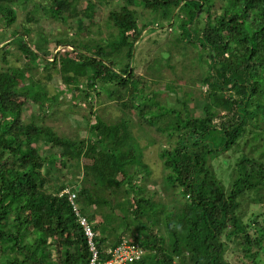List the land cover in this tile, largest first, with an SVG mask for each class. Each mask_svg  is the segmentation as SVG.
Segmentation results:
<instances>
[{
    "label": "trees",
    "instance_id": "obj_1",
    "mask_svg": "<svg viewBox=\"0 0 264 264\" xmlns=\"http://www.w3.org/2000/svg\"><path fill=\"white\" fill-rule=\"evenodd\" d=\"M87 1L0 0V264H89L65 189L77 194L101 259L129 232L145 251L130 264H264V212L243 220L264 206V0H118L98 39L96 4ZM29 6L28 22H70L75 31L52 43L72 50L49 58L29 45L34 29L49 36L20 21ZM165 26L177 48L155 51L137 73L138 43ZM83 31L93 35L79 39ZM175 53L194 59L184 68L198 72L201 96L179 81L154 86L160 65L176 71ZM54 73L64 87L52 91ZM68 93L73 108L91 109L85 134H62L46 120ZM104 94L122 112L114 120L92 108ZM33 103L38 112L26 120ZM141 138L159 143L162 184L152 192L147 181L158 180ZM98 217L111 233L100 235ZM233 237L238 263L226 255Z\"/></svg>",
    "mask_w": 264,
    "mask_h": 264
},
{
    "label": "rangeland",
    "instance_id": "obj_2",
    "mask_svg": "<svg viewBox=\"0 0 264 264\" xmlns=\"http://www.w3.org/2000/svg\"><path fill=\"white\" fill-rule=\"evenodd\" d=\"M91 1H93L96 4V13H95L94 20L96 21V23L100 24L104 32L102 35L94 34V37L96 39H98L99 36H103L106 38L107 34H106V28H105V21L109 13V10L111 9L112 6H114L118 2V0H91ZM87 4H88L87 0H80L78 6L86 7ZM139 8H141V6H139ZM29 9H31V6H29V8L27 9H22L18 11L20 21L24 23L26 22L28 25L30 24L33 27H37L41 25L45 31V34L49 35L48 37H45L41 35V33H39L38 31H36V29H34L33 30L34 33L33 35L32 34L30 35V39H29L30 40L29 45H31L33 49L38 51L40 54L47 52V55L49 58H51L52 54H54L58 49L69 50V51L72 50V46L70 45H59L55 47L52 43V40L60 36L62 33H65L67 31H70V32L75 31L73 30V27L70 26V22H69L70 20L68 21L69 23L67 24L59 20L51 22L48 18L44 17L38 23L39 25H36L34 22H28L27 20H25L27 11ZM160 21L161 20H159V22ZM167 29H168V26H165V28L163 29H158V30L154 29L153 32H150L146 35L147 38L145 37V39L141 40L140 43H138L139 46L137 50V55L135 57V62L137 61V65H138L137 73H144L145 64L148 61L146 59L147 58L153 59V53L155 51H160V52L163 51L164 53H168V51L173 52L172 47L177 48L175 43H173V41H175L176 39L175 38L176 36L174 34L175 29L173 27L171 29H168L171 32H168ZM92 35L93 34L90 32L83 31L82 33H79L78 37L80 39V38H85V37L87 38ZM155 39L158 40V42ZM38 45H40V47ZM196 51L197 49L189 50L187 53L188 58L194 57ZM72 55L74 56L75 53H73ZM173 59L174 61H176V64H177L176 71H172L170 65L169 66L160 65L159 69L160 71H162V77L160 80L156 82L157 84L154 86L161 88V90L163 91L164 90L162 86L163 83H168V82L172 83V82L179 81L184 86L185 89L191 88L195 91L196 96L198 97L201 96L202 94L200 91V87L196 85V83H194L192 80L193 79L192 77L194 78L197 77L198 72L193 71L192 68H186V69L184 68L185 64H188V63H190L191 65H194L195 63L194 59L192 61H190L189 59H183L180 57L179 53H175ZM13 61L16 62L14 58H13ZM40 71H42V68L40 69ZM48 83L52 91H53L54 84L60 87H64V84L61 81L60 75L58 73H54L52 80ZM203 89H206V87H204ZM70 99H71V95L69 93L62 95L60 97V100L62 103L57 104V107H56L59 111L57 112V114H54L53 118L48 117L46 118V120L49 124L55 126L59 130V132L62 134L72 135V133H74L75 131H79L81 134H85L86 121H84L83 115H92L89 113L91 109L88 105L87 106L82 105V109L73 108L71 106L72 105L71 102H69ZM92 108L94 111H98L100 115L107 120H114L122 115V112L118 108L116 103L107 98V94H104L101 96L95 95V99L92 102ZM38 109H39L38 104L33 103L32 107H30V110L25 111V114H26L25 116H27L26 120H28L34 112H38ZM70 109H73V110H70ZM66 110H70V111L68 115L65 116L64 111ZM134 119L136 118L134 117ZM150 133L151 135H154V136L156 135V133L152 129H150ZM140 142H142L143 146H147L146 149L144 150L145 152L144 160L150 165L152 169L151 177L153 179L158 180V183L153 184L152 182H148L145 179V181H147L148 189L150 190V192H152L157 187H160V185L162 184L161 177L163 175L162 173L163 169H162L161 161L158 157V150H159L158 144L159 143L156 145L149 144L148 138H141ZM161 195H162L161 198L163 199V194ZM103 212L108 213V214L112 213L111 209L108 207L104 208ZM262 212H264V206L260 207L259 204L252 205L250 210L248 209L244 211L243 220L245 223H249L253 215L262 213ZM117 214L120 215L119 213ZM97 219L98 221H102V226H103V227H100L99 229L100 235L102 234L106 235L113 231V229H111L110 226L105 225L101 217H98ZM118 220L119 219L114 220L113 218V221H112L109 217L106 219L108 223L109 221H112L113 226H116V227L120 226V222ZM95 222L97 221H94L93 223ZM122 230H123V227L119 229V231H122ZM250 230H253V228H251ZM126 237L131 238L129 236V232L126 234L125 238ZM233 239L234 240H227L228 250H227L226 255L228 256V258H231V260L234 263L235 262L238 263L240 261H243L242 259L243 257L239 256L240 253L236 254L235 256V253L233 252L234 250L233 248L235 246H238V242L236 241V238L233 237ZM246 262L248 263V261Z\"/></svg>",
    "mask_w": 264,
    "mask_h": 264
},
{
    "label": "built area",
    "instance_id": "obj_3",
    "mask_svg": "<svg viewBox=\"0 0 264 264\" xmlns=\"http://www.w3.org/2000/svg\"><path fill=\"white\" fill-rule=\"evenodd\" d=\"M68 195V200L76 213L84 233L88 239V245L92 252L89 264H130L143 258L145 251L139 244L133 242L131 238H123V240L114 247H110L107 253L110 255L106 259L99 257V250L94 241V231L88 219L80 213L77 205V194L70 189H65L61 193Z\"/></svg>",
    "mask_w": 264,
    "mask_h": 264
}]
</instances>
